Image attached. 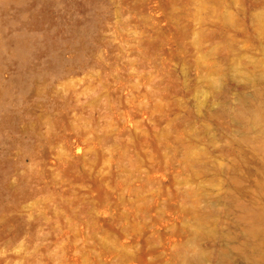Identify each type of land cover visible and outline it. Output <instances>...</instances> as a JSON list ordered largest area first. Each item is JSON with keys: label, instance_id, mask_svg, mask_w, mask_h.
<instances>
[{"label": "rangeland", "instance_id": "rangeland-1", "mask_svg": "<svg viewBox=\"0 0 264 264\" xmlns=\"http://www.w3.org/2000/svg\"><path fill=\"white\" fill-rule=\"evenodd\" d=\"M0 264H264V0H0Z\"/></svg>", "mask_w": 264, "mask_h": 264}]
</instances>
